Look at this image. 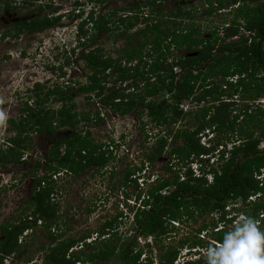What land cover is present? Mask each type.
<instances>
[{
  "label": "trees",
  "instance_id": "16d2710c",
  "mask_svg": "<svg viewBox=\"0 0 264 264\" xmlns=\"http://www.w3.org/2000/svg\"><path fill=\"white\" fill-rule=\"evenodd\" d=\"M35 1L41 0H22V3ZM164 1L145 0L141 7L133 6L131 10L136 11L129 15L117 14L123 8H115L105 15L90 7L74 30L77 47L81 48L79 57L89 72L85 83L77 82V87L71 83L44 87L35 93L32 102H25L21 117L8 120L13 134L5 149L0 146V165L26 162L21 158L29 147L31 132L44 134L49 139L57 129L66 128L67 134L50 139V151L35 162L36 169L44 166V172L33 176L31 199L26 207H30L31 223L6 221L0 225V264L4 257H11L22 247L19 236L25 229L33 230L38 220L48 231L50 244L42 246L47 249L45 259L31 264H152L148 259L139 263L142 248L135 241L137 235L151 236L154 245L159 239H170L175 231L173 223L182 216H193L195 210L196 218L206 211L217 212L216 219L209 223L214 229L224 221L223 209L228 201L232 205L241 202L243 208L238 214L253 217L264 229V218L260 217L264 211V177L258 176L264 169V147L259 148L264 141V107L257 102L264 99V0H202V12L206 15L213 11L223 14L229 8L230 17L223 18L224 34H220V27L211 26L212 21L203 26L196 21V6L188 11L177 6L164 13L160 11ZM4 8L11 7L7 3ZM43 9L39 3L35 16L14 23L16 30L31 32L54 26L59 17L41 15ZM79 17L76 14L72 20ZM101 32L111 33L113 43L123 39L124 44L114 50V56H107L102 47L93 45L97 33ZM90 41L93 46L88 48ZM174 51L177 52L174 54ZM117 81H126V84L115 88ZM107 82L112 85L106 86ZM36 87L39 89V84ZM80 94L87 100L98 98L103 107L122 116L146 109L155 126H166V131L158 134L156 144L141 162L142 167L126 168L121 175L122 185L131 184L136 189L133 192L136 204L129 209L130 216H125L134 230L132 237L123 238L118 234L121 212L104 221L96 234L98 238L92 237L90 242L85 241L90 234L59 237L62 234H58L60 214L58 203L52 200L55 192L52 174L64 169L77 175L93 165L100 171L113 157L108 150H102V144L94 142L90 130L79 129L80 122L91 118L76 109L74 98ZM155 96H161L157 103L149 100ZM237 97L242 101L240 104L234 103ZM188 99L198 105L205 103L192 112L197 124L192 130L182 127L174 131L172 124L191 113L180 107ZM49 100L58 103L57 106H46ZM93 115L100 118L98 111ZM207 127L214 132L229 133L216 140L213 149L223 143L225 148L218 150L216 163L208 166V170L201 165L200 175L196 177L190 170L183 175L178 171L169 173L170 160H187L192 155L210 153L211 148L202 145L196 135ZM171 139L178 143L171 146ZM228 142L237 143L226 149ZM165 156L168 161L164 168L169 174L157 176L147 188H140L136 171L142 170L145 161L154 165L157 158ZM207 175L211 176L209 181ZM250 197L255 200L248 201ZM209 224L202 223L197 231H204ZM55 229L57 234L51 232ZM228 229L212 231L211 239L220 242ZM80 241L90 250L74 252L72 247ZM202 242L198 238L189 243L181 240V246L158 245V264H174L184 244L191 249L203 246ZM21 250L18 255L24 248ZM190 263L193 262L185 264Z\"/></svg>",
  "mask_w": 264,
  "mask_h": 264
},
{
  "label": "rangeland",
  "instance_id": "374dc122",
  "mask_svg": "<svg viewBox=\"0 0 264 264\" xmlns=\"http://www.w3.org/2000/svg\"><path fill=\"white\" fill-rule=\"evenodd\" d=\"M144 1L41 0L24 4L22 0H0V112H4L8 120L10 118L18 119L21 117V110L25 107V102H28V104L32 102L35 93L44 90V87L53 86L56 83H71L77 87V82L85 83L89 72L84 60L79 57L81 48L77 47L78 42L74 36L75 26L86 16L92 6H94L92 9L94 12L105 15L115 8H123V11L117 12L118 15H129L131 11H136V9L131 10L133 6L138 5L141 7ZM7 3L11 7L10 9L4 8ZM39 3L44 8L41 15L59 17L55 25L40 31L16 30L14 23L35 16L36 7ZM46 4H50V6L48 7ZM177 6L187 11L196 6V21L201 22V25H206L207 22L212 21L211 26L220 27V34L226 32L223 18L230 17L229 8L225 9L223 14L222 12L213 11L212 14L206 15L202 12V7H204L202 0H166L162 4L160 11L165 13L175 9ZM76 14H79L80 17L74 21L72 18ZM115 18L116 16L112 18V21ZM241 32L245 34L243 31ZM15 34L19 35L16 36ZM203 34L204 36L207 35L206 30H204ZM113 42L111 33L104 34L101 32L97 33L93 45L102 47L103 53L107 56H114V50L124 43L121 38L116 43ZM91 43L92 41L89 42L88 48L93 46ZM176 52L174 51V54ZM36 84H39V89H37ZM125 84L126 81L122 83L117 81L115 88ZM111 85V82L106 83V86ZM74 100L77 110L91 115L90 120H83L79 123V129L90 130L91 138H93L94 142L102 144V150H108L107 152H111L113 157H111L102 172L88 169L81 173L79 177H73L69 174L57 176V179H55V192L52 198L59 206L60 217L58 224H60V230L58 234L62 233L59 237L67 238L73 235L78 238L83 234L94 236L95 232H99L98 229L104 221L121 212L122 215L118 218V234L123 238H129V233L134 232V230L131 227L130 219L128 220L125 216L128 215L126 210H128L130 201L134 200L135 193L133 194V192L136 189L131 184L122 185L121 175L126 168L142 167L141 162L145 160L152 146L156 144V137L166 131V126H155L150 120L146 109L142 113L133 111L122 116L104 108L96 97H91L87 100L84 95L80 94L76 95ZM149 100L157 103L161 100V96L151 97ZM241 102L239 97L234 101L235 104H240ZM258 102H261L259 104L264 106L263 99H258ZM57 104L53 100H49L46 106H57ZM181 104L183 109L191 111V113L187 117L180 118L174 122L172 124L173 130L177 131L182 127L192 130L193 126L197 124L192 112H196L205 103L198 105L193 100L188 99L182 101ZM250 104L256 105L253 101H250ZM97 111L100 118L93 115ZM8 120L7 127L0 129V146L3 149L7 147L6 145H8L13 134L12 129H10L13 126L9 124ZM142 124H145L143 130H141ZM207 128L210 129V127ZM65 129L61 128L52 132L50 139L57 138L60 134L64 135L63 133L66 134L67 130ZM204 132L206 133L207 130L204 129V131L202 130L196 135L201 138L203 143L208 144L202 137L205 134ZM216 134L217 138H225L229 135V133L224 132H217ZM29 138L30 143L26 150L25 163L13 162L0 165V225L6 221L31 223L28 217L30 207H26L31 199L33 176L36 173L42 174L44 172V166L36 169L35 162L45 157V152L50 151L51 143L50 139L44 134L31 132L29 133ZM168 139L170 138L168 137ZM173 141L174 139H171V146L175 145L174 143H178ZM224 141L226 140L224 139ZM263 144L264 142L260 146ZM209 152L212 156L215 155L213 147L209 149ZM212 156L209 157L208 161L204 159L203 169L206 170L207 164L213 159ZM174 158H177V156ZM166 162L167 156L157 158L154 161V165L145 161L141 172V174H144V183H141L143 179L139 178L137 180L140 184L139 186L143 189L147 188L148 183L154 180L155 176H167L170 172L175 171L183 174L186 170H192L195 174V171L198 170V165L194 162L189 163L187 160L178 161L173 159L170 160L173 170L171 169L167 173L164 168ZM215 163L216 161L213 164ZM139 172L136 171V174ZM210 179L211 176L207 175V180L209 181ZM130 194L133 195L130 196ZM248 200L250 199L248 198ZM241 208L240 202L236 205L229 204L228 211L233 215V212H237ZM213 218H215V214H205L203 218L182 216V221H177L179 224L175 223V231L172 232L171 238L157 240L153 247L154 250L153 248L144 249L140 257L141 261L140 258L139 261L144 263L145 259H153V264H156V256L159 254L158 245L171 244L181 246V243H179L181 240L189 243L194 240L198 241V238L204 244L212 241L210 239L212 226L209 223L213 221ZM202 223L210 226L208 225L207 231L198 233L197 230L202 226ZM229 226L227 225L228 228H231V225ZM51 232L57 234L58 231L55 229ZM47 235L48 231L44 230L38 222L32 231L24 230L19 236V244L22 247L20 246L19 250L13 253L11 257H6L8 259L4 257L2 263L5 259L4 264H31L32 261L40 263L45 259L44 255L47 252V249H43L42 246L50 244ZM188 246L187 243L183 245L175 264H183V259H186L185 253ZM22 248H24V251L18 255ZM88 250H90V247L84 248V251ZM198 250L200 252H197V254L192 252L191 257L193 259L198 258V253H200L202 255V264H206L205 253L207 250L201 248V246Z\"/></svg>",
  "mask_w": 264,
  "mask_h": 264
},
{
  "label": "clouds",
  "instance_id": "9594fccd",
  "mask_svg": "<svg viewBox=\"0 0 264 264\" xmlns=\"http://www.w3.org/2000/svg\"><path fill=\"white\" fill-rule=\"evenodd\" d=\"M260 99H263V98H260ZM257 102H258V100H257ZM259 103H261V102H259ZM180 107L182 108V104L180 105ZM183 110L188 111L186 109H183ZM7 120H8L7 115L4 112H0V129H4L7 127ZM206 130H207V132L206 133L204 132L205 134L202 135V137H204V139L208 142V144L203 143L201 141V138H199V141L202 145H204L208 148L214 147V145H216V140L218 139L217 134H216L217 132H214V131H212V129H208V128H206ZM206 138H208V139H206ZM263 142H261V143H263ZM211 143H213V144H211ZM236 143L237 142H234V143L228 142L226 149H230L232 144H236ZM222 145L223 144L218 145L213 149V152H215L214 156H212V154L209 153V154H201L199 157H194L192 155V156H190L189 159H187V161L189 163L194 162L196 165H198V167H197L198 173H197V171H195V174H194V172H192V170H190L193 176H198L200 174L199 173V167L203 164V161H205V160L208 161L210 156H212L213 159L211 162L209 161V164H207V167L210 166L211 164H213L215 161H217L216 157L218 155V150L225 149ZM259 147L263 148L264 144L262 146L259 145ZM26 156H27V153L25 151L23 154V157L21 159H25ZM203 159H205V160H203ZM201 160H203V161H201ZM168 164L171 165V162H169ZM143 166H144V164H143ZM190 167H191V165H190ZM207 167H206V170H208ZM189 169H191V168H189ZM142 171H143V168L139 173L135 174V176L136 177L140 176L138 178L143 179L142 183H144V174H141ZM139 174H141V175H139ZM60 175H62V172L59 171L58 173L52 174V177L55 180V179H57V176H60ZM181 175H183V174H181ZM258 176L260 178L264 177V169L261 170V173ZM153 181H156V176H155V179L152 180L151 182H153ZM256 196H258V195H255V197ZM255 197H253V198L250 197L249 199L255 200ZM250 200H248V201H250ZM135 204L136 203L134 200L130 201V205L128 206V210H126V213L128 214L127 216H130L129 209L134 207ZM216 214H217V212H215V216H216ZM236 216L237 215H231V214H228L227 216L225 215L224 221L219 222L216 228L212 229V227H211L212 231L215 232L217 229L221 230L223 228H227L226 222L228 220L232 219L231 222H234L231 229L224 233L223 238L220 242L217 243L216 241L211 239L212 238L211 237L210 239L212 241H209L208 243L201 246V248H205L207 250L205 253L206 264H264V229H261L259 227L257 221L251 216L239 214L238 218L236 220H234V217H236ZM260 217L264 218V211ZM215 219H216V217H215ZM37 222L39 223V225L41 224L40 220H38ZM177 223L178 222H176V224ZM221 223H222V225H221ZM173 224L175 225V223H173ZM28 230H31V229H25V231H28ZM204 231H207V229H205ZM204 231H202V232H204ZM97 233L98 232H95L94 236L90 235V238L86 239L85 241L90 242L92 240V237L98 238V236L96 235ZM132 233L134 234V232H132ZM132 233H129V237L133 236ZM135 241L138 244V246L142 248V253H143L144 249H152L154 247L153 238L151 236L137 235L135 238ZM82 243L83 242L80 241L74 247H72L73 251L75 252V250L78 251L80 249H84V246L82 245ZM199 248H200V246L190 249L188 246L186 248L187 250L185 253L186 259H183L184 260L183 264H185L186 262H195V261L202 259V255L200 253H198V258L193 259L191 257L192 256L191 254H193L192 252H194V254H197V252H200V250H198ZM181 249L178 250L179 253H180ZM153 250H154V248H153ZM69 252H70V250H69ZM179 253H178V257H179ZM144 257H145V255H144ZM6 259H8V258H6ZM6 259L4 260V262L6 261ZM176 260L174 261V264L176 263ZM140 261H141V258H140ZM140 261H139V263H141ZM146 261H147V259H145L144 263ZM4 262H3V264H4ZM77 264H79V262H77ZM152 264H153V262H152ZM156 264H158V261Z\"/></svg>",
  "mask_w": 264,
  "mask_h": 264
},
{
  "label": "flooded vegetation",
  "instance_id": "af4514ba",
  "mask_svg": "<svg viewBox=\"0 0 264 264\" xmlns=\"http://www.w3.org/2000/svg\"><path fill=\"white\" fill-rule=\"evenodd\" d=\"M48 7L50 6V4H46ZM105 108V107H104ZM107 109H109V108H107ZM109 110H111V109H109ZM112 111V110H111ZM67 134V133H66ZM82 154H84V151H82ZM87 154V153H86ZM109 162V161H108ZM107 162V163H108ZM107 163H106V165L100 170V172H102L103 171V169H105L106 168V166H107ZM88 169H91L92 171H96V172H99V170H98V168H97V165H93V166H90V167H88V168H85V169H83V170H81L80 171V173H78L77 175H73L72 173H70V172H66V170H64V169H62V170H59L60 172H62V175L64 174H69V175H72L73 177H79V175L81 174V173H83L85 170H88ZM164 169V168H163ZM33 181V180H32ZM122 184V183H121ZM127 185V184H126ZM32 186H33V184H32ZM32 191V190H31ZM52 200H54V198H52ZM230 201H228L227 202V205L225 206V208L223 209V211H224V213H225V215L227 216L228 214H230V212L228 211V206H229V204H232V203H229ZM233 204H235V203H233ZM240 205L242 206V208H243V204L240 202ZM241 208V209H242ZM239 210V209H238ZM238 210H237V212H233V215H237L236 217H234V220L235 219H237L238 218V216H239V214H238ZM205 214H209L207 211L204 213V214H202L201 215V217L200 218H203V216L205 215ZM241 214V213H240ZM193 216L195 217V216H197V211L195 210V212H193ZM182 221V220H181ZM180 221V222H181ZM232 221V220H231ZM231 221H227L226 222V225H231V227L233 226V224H232V222ZM258 224H259V222H257ZM179 224V223H178ZM202 225V224H201ZM210 226V225H209ZM201 227V226H200ZM227 227V226H226ZM230 227V226H229ZM208 228V227H207ZM228 228V227H227ZM231 228H229L228 230H230ZM186 247V246H185ZM179 249H181V248H179ZM179 255H180V253H179ZM156 259H157V261H158V259H159V254L156 256ZM202 260V259H201ZM31 263H36V262H31ZM191 264H202V262H199V261H195V262H193V263H191Z\"/></svg>",
  "mask_w": 264,
  "mask_h": 264
},
{
  "label": "built area",
  "instance_id": "2783aa9c",
  "mask_svg": "<svg viewBox=\"0 0 264 264\" xmlns=\"http://www.w3.org/2000/svg\"><path fill=\"white\" fill-rule=\"evenodd\" d=\"M142 183V182H141Z\"/></svg>",
  "mask_w": 264,
  "mask_h": 264
}]
</instances>
